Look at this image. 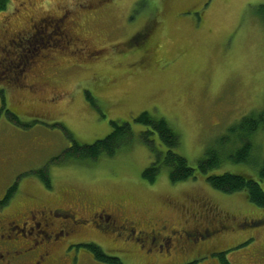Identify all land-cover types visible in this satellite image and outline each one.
Listing matches in <instances>:
<instances>
[{
  "label": "rangeland",
  "instance_id": "rangeland-1",
  "mask_svg": "<svg viewBox=\"0 0 264 264\" xmlns=\"http://www.w3.org/2000/svg\"><path fill=\"white\" fill-rule=\"evenodd\" d=\"M10 3L9 35L24 29L29 51L24 77L7 90V106L24 124L0 126V190L21 178L24 191L31 177L45 187L37 177L44 174L56 196L80 192L153 222L183 224L184 216L191 225L219 228L204 244L217 253L195 264H220L222 252L230 264H264V209L245 193L223 194L200 175L171 183L164 169L147 182L141 174L154 158L137 138L112 158L77 161L67 153L73 142L105 138L110 121L129 122L137 135L144 128L132 119L141 112L168 122L179 135L176 152L195 170L210 148L228 152L232 144L219 140L227 135L234 146L238 139L229 129L264 112V0ZM19 44L8 51L15 55ZM251 141V165L224 163L209 174L258 180L264 128ZM260 185L264 190V181ZM191 215L203 216L192 221ZM150 264L166 263L157 258Z\"/></svg>",
  "mask_w": 264,
  "mask_h": 264
},
{
  "label": "flooded vegetation",
  "instance_id": "flooded-vegetation-1",
  "mask_svg": "<svg viewBox=\"0 0 264 264\" xmlns=\"http://www.w3.org/2000/svg\"><path fill=\"white\" fill-rule=\"evenodd\" d=\"M12 14L10 0H2L0 126L14 122L23 127V116L6 104L8 88L24 77L29 51L24 29L15 37L9 35L7 15ZM54 25L58 30L59 20ZM31 27L37 31L36 25ZM18 40L19 51L13 55L8 47L12 48ZM31 179L24 181L30 183L24 191L20 188L21 178L0 190V264H107L96 258L99 255L112 258L113 264H128L131 257L137 261L132 259L130 264H150V260L157 258L166 264H195L217 253L205 249L204 244L219 233V228L191 225L184 216L183 224L153 222L136 212L130 213L115 201L93 200L85 193L69 191L56 196L51 186H37V180ZM14 184L16 188L11 192ZM200 216L201 219L203 215ZM197 218L191 215L192 221H198ZM222 226L220 229L225 228ZM173 255H178L176 260ZM185 255L191 258L184 260Z\"/></svg>",
  "mask_w": 264,
  "mask_h": 264
},
{
  "label": "trees",
  "instance_id": "trees-1",
  "mask_svg": "<svg viewBox=\"0 0 264 264\" xmlns=\"http://www.w3.org/2000/svg\"><path fill=\"white\" fill-rule=\"evenodd\" d=\"M132 123L142 126L144 130L135 135L129 122L110 121L111 131L105 138L88 145L73 142L72 147L67 151V153L69 152L68 156L71 155V158L77 161L97 160L101 156L112 158L120 149L129 147L137 138L149 149L154 158L153 162L141 174V177L147 182L153 183L162 169L168 171V178L171 183L195 180L200 175L216 191L223 194L245 193L251 204L264 209V190L260 185V182L264 181V161L257 172L258 180L248 174L241 173L209 174L212 170L220 168L224 163L229 165L252 164L250 161L253 150L251 139L258 130L264 128V112L251 118H244L238 126L231 127L229 134H233L238 139L235 145L233 146L234 140L230 141L227 135L222 137L219 144H232V148L224 154L210 148L205 153L204 158L197 162L196 170L189 166L186 159L176 152L180 144L179 135L165 119L157 118L147 112H141L132 119ZM154 133L158 136V141L152 139ZM160 144L164 146L165 151L158 149L157 146L160 147ZM57 160L59 159L57 158ZM39 177L45 184L49 185L47 176L42 174ZM15 188L16 184L10 191L12 192ZM225 254L222 252L217 257L220 264H230ZM96 258L107 264H113L114 262L112 258L102 255Z\"/></svg>",
  "mask_w": 264,
  "mask_h": 264
}]
</instances>
